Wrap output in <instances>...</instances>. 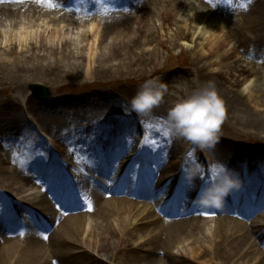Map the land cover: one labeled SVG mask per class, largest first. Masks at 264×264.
Wrapping results in <instances>:
<instances>
[{"label": "bare ground", "instance_id": "obj_1", "mask_svg": "<svg viewBox=\"0 0 264 264\" xmlns=\"http://www.w3.org/2000/svg\"><path fill=\"white\" fill-rule=\"evenodd\" d=\"M65 2L79 14L85 11L77 7V0H54L57 6L53 7L38 4L36 0H0V84L10 83L15 88L12 101L0 99V150L5 151L4 156L0 155V264H189L192 262L189 256L181 254L177 257L172 252V248L184 239L190 241L189 255L200 257L205 263L225 264V260H230L227 263L264 264V243L261 245L264 241V208H261L264 207V157L259 151L240 149L238 152L230 144L216 143L209 147L212 154H209L210 165L224 164L239 177L242 185L226 195L222 208L198 209L197 204L190 205L186 198L188 193L196 196L203 185L199 179L195 186H190L181 176V188L187 192H175L178 185L180 189L181 173L175 168L188 159L182 155L183 145L172 144L163 148L165 154L159 163L165 164L164 168L157 167L151 174L143 169L132 173L137 171L134 166H126L120 159L116 165V170L120 169L118 172L110 171L106 164L117 154L119 147H127L133 141L140 119L145 125L164 124L167 110L154 108L150 115H139L137 120L138 116H134L129 103L119 107L122 103H115L116 100L110 98L111 92L105 91L92 93L91 98H74L79 102V109L65 108L51 113H47L50 112L47 105L34 101L31 96L26 98L30 84L37 80L58 82L62 78L59 72L65 79L83 74L86 79L101 80L116 69L132 70L137 66L135 60L139 51L145 52L144 46L155 41L146 14L137 21L126 14H110V19L93 36L88 25L81 31L77 30L81 23L77 19L78 14L65 10ZM118 3H124L128 9L133 8L139 13L142 10L137 0H119ZM193 3L188 6L190 9L184 16V22L188 16L195 19H190V25L179 23L181 29L175 34L174 43L195 44L198 51L194 56L193 76L200 85L214 81L217 89L224 87L225 90L218 94L224 102L225 119L233 120L243 134L257 136L264 129V115L260 113L264 111V77L258 78L252 70L255 65L264 66L263 56L252 61L253 64L250 62L247 69L240 65V58L231 61L230 56L238 47L252 58L251 52L263 45L264 33L261 35V29H264V12L248 17V25L257 27L258 31L242 38L240 32L230 26L233 24L224 22L219 13L214 14L213 4L211 11L210 3L204 0H193ZM212 13L216 22H208L206 15ZM43 17H46L47 23ZM7 20L11 21L9 25ZM43 23L51 28L42 29ZM201 24L209 26L207 28L211 31L202 28L203 35L193 43L197 25ZM8 26L13 28L9 32L8 29L5 31ZM19 26L25 29L22 41L18 40ZM85 41L92 56L88 59V47L83 44ZM221 43H228L222 53L218 51ZM159 47L166 49V42L162 40ZM215 54H219L216 59L209 60ZM118 59L121 60L117 62ZM86 60H89L88 64ZM107 60H114L116 64H104ZM245 74H253L255 80L239 92L235 87L247 80ZM76 77L74 80H78ZM39 88L47 89L44 86ZM12 104L19 107L15 108ZM245 107L255 111H246ZM28 116L40 123L45 128L43 130L55 139L53 149L59 156L72 154L75 144L85 146L83 158L89 161L86 164L90 173L99 176L100 182H89L86 173L77 178L85 182L77 186L80 191L77 193L83 194L81 202L74 200V189H69L67 197L61 201L64 188L57 185L56 180L43 192L35 191V184L43 183L44 171L54 161L47 157L49 148L46 143L26 131L25 128H29ZM132 124L134 126L130 128ZM146 130L149 132L151 129ZM118 132L123 133L115 138ZM113 137L118 140L113 141ZM63 144L68 146L63 149ZM192 148L193 145L188 151ZM127 153L131 155L124 157L126 162L134 154L137 157L146 155L141 146H131ZM74 156L77 160L82 157L75 152ZM96 159L102 160L105 165H100ZM154 173L158 174L157 181ZM175 177L177 185L171 188L170 193L161 187L162 183L164 185L165 181ZM103 185H108L109 192L121 196H106ZM255 189L261 194L254 193L252 199L249 191ZM156 193H160L161 197L153 202ZM137 197H150V202ZM246 197L252 199V203L255 200L254 208L261 206L251 215L241 208L247 203ZM7 199L11 200L8 204ZM89 200L91 209L88 204L84 205V201ZM173 201L176 205L172 208ZM238 201L241 203L237 204ZM168 203L171 207L166 209ZM13 207L21 210V230ZM228 212L237 216L225 215ZM208 213L215 215L209 218ZM92 216L96 220L89 225L88 220ZM213 221L216 222L215 228L210 227ZM253 236L256 238L253 239ZM136 239L138 241L133 243Z\"/></svg>", "mask_w": 264, "mask_h": 264}, {"label": "rangeland", "instance_id": "obj_2", "mask_svg": "<svg viewBox=\"0 0 264 264\" xmlns=\"http://www.w3.org/2000/svg\"><path fill=\"white\" fill-rule=\"evenodd\" d=\"M87 1L89 0H78L77 7L78 8H83L85 11L81 14L77 15V18L79 19V23L77 26V30L81 31L83 28H85L87 25L89 29H91V32L93 36H95L96 32L101 30L103 28L104 23L110 19V12H112V7L110 3L111 0H100L99 2V8L100 10H87L86 5ZM138 6L142 9L141 12H137L135 9H128V6L124 5L123 8H119L117 10V13H122L126 14L127 17L133 19V20H139L143 14H146L148 16L149 20V25L152 28L151 31L153 32V36L155 41L153 44L144 46L145 52L139 51V55L135 61H137V66H135L132 70H126L124 68L116 69L114 70L113 73H111L108 77L105 76V79H96V78H90L86 79L83 77V74H74L75 77L65 79L61 72H59V76L61 82H53V83H48L44 82L42 80H37L36 82L30 84L29 86L32 85H39V86H44L47 89H38L37 93H34L31 90V87H27L28 93L27 97L31 96L34 101H40L43 105H47L49 107V111L47 113L51 112H61V110H65V108L69 109H79L80 105L78 104L79 102L76 99V97H92V93H98L100 91H105V92H111V97L113 100H116L115 103L120 105H126L129 103V100L132 96L136 94L140 86L149 79H154V78H159L160 81L164 82L167 84L168 91L164 95V98L159 106L157 108L163 110H168L170 104L172 101H174L178 95L183 94V90L185 88H195L199 86V82L193 76V72L195 70L194 68V56L196 55L197 49H195V44H186L185 43H179L175 44V34L180 31L181 28H179V23L183 24L187 22V25H190L191 21L190 19H195L194 16H188L186 18L187 21L184 22V16L186 15L187 11L190 9L188 7L190 4H194L193 0H139ZM210 2L211 11H213V7L211 4L214 5V14L219 13L220 16H222L224 22H229L231 27L235 28L237 31L240 32L242 38H247L248 36H252L256 31L257 27H252L249 26L248 23V17H252L251 15H254L255 13H262L264 12V0H251L249 3L248 0H208ZM115 3V2H114ZM113 3V4H114ZM242 4H246V7H241ZM191 6V5H190ZM106 9V12L104 11ZM116 9V8H115ZM110 10V11H109ZM146 12V13H145ZM251 12V14H250ZM196 15L198 12H195ZM77 14V13H74ZM250 14V15H249ZM198 16V15H197ZM210 16V17H209ZM208 19V22H216L214 18L216 19V16H213L211 14L206 15ZM261 17V16H260ZM44 19L46 17H43ZM7 24L9 25L11 21H6ZM44 22H48V20H44ZM178 22V26H177ZM46 23H43L42 29H50L51 26L49 27ZM210 24V23H209ZM133 26L135 24L133 23ZM196 33L194 34V39L193 43L197 40L198 36H202L203 32L201 31L202 28L206 29L207 32L211 31L209 30V26L207 25H197ZM18 28H21L20 32L18 35H20L18 40L22 41V36L25 33V29L23 26H19ZM8 32L12 30L10 26L8 28H5V31ZM212 29V27H210ZM75 29V31H77ZM3 31V30H2ZM14 31V30H13ZM14 33V32H12ZM264 29H261V35H263ZM22 35V36H21ZM12 36V35H11ZM46 36V35H45ZM98 36V35H97ZM97 38V37H96ZM241 38V39H242ZM163 40V42H166V49H161L160 42ZM90 41V40H89ZM88 47V50L86 52L87 54V59L92 57L91 52L89 51V45L86 44V41L83 43ZM91 44V43H90ZM244 45L246 47L248 44L245 42ZM20 46V44H19ZM228 46V43H221L220 47L218 49L219 52L222 51V49ZM243 48V47H242ZM244 49V48H243ZM143 50V49H141ZM218 52V53H219ZM262 52V53H259ZM222 53V52H221ZM251 54L253 55L252 58H249L245 55L243 51H241L238 47L234 50L233 53H231L230 59L231 61H237L238 58H240L242 61L240 65L246 67V69L249 66L250 62L257 61V58L263 56L264 59V43L263 45L255 50L254 52L252 51ZM219 54H215L212 57H209L210 59H216V57ZM121 59L116 60L119 62ZM252 62V64H253ZM86 64L89 63V60H86ZM116 64V62L113 60H107L106 63L104 64ZM102 64V63H101ZM253 65H251L252 67ZM249 67V68H251ZM219 70V69H218ZM253 73L256 72L257 77H264V66H253ZM57 74V72L55 71ZM76 75L78 76V80L76 79ZM81 75V76H80ZM247 77V80L244 81V83H240L239 86H236L235 89L239 92H241L242 89H244L247 85H249L253 80H255L253 74H245ZM80 76V77H79ZM217 76V75H216ZM220 77H218L219 79ZM222 80V78H221ZM107 81L109 83H107ZM220 81V79H219ZM223 81V80H222ZM228 86V82L225 83ZM226 88V86H225ZM224 87L222 89H217L218 92L224 91ZM15 88L11 86L10 83L8 84H0V99L2 101H12L13 98H15L14 94ZM44 91V92H42ZM226 92V91H225ZM126 98H129L126 100ZM74 100V104H73ZM15 103H18L15 101ZM15 108L19 107L17 104H12ZM17 105V106H15ZM130 108V105H129ZM244 108V107H243ZM242 108V109H243ZM246 108V107H245ZM131 109V108H130ZM255 111L254 108H246V111ZM21 111L22 108H21ZM133 111V110H132ZM261 114L264 115V111L260 112ZM138 116L137 120H139V115L134 112ZM28 126L29 128H25L28 133H34L39 140H42L46 143V146L50 150V157L51 155H55L54 153V145H55V139L51 136L48 135L46 131L43 130V126L40 123H37L35 120L31 118V116H28ZM34 118V117H33ZM137 126L135 129L137 130L135 132V138L133 141L130 143V147H138L141 146L143 147L144 151H146L145 155V161L146 163H150L151 168L153 167V163L156 160H159L165 153H163V148L166 149L167 146L172 145V144H179L183 145V156L187 157V152L188 148H191L192 145L189 144L188 142L182 140V139H177L173 136L169 137H164L162 134H159L158 130L153 128L151 129L148 133L150 134V139H153L156 141L155 145H146L141 143V141L144 138V134L147 132L146 128L144 127V123L141 121L137 122ZM156 124V123H155ZM159 124L163 125V123L159 122ZM134 124L132 126L130 125V128H133ZM45 129V128H44ZM40 133V134H39ZM123 132H118L115 133L114 136L115 138H119L120 134ZM261 134L255 135H245L243 132L239 131L237 129V125L233 123V120L225 119L220 127V130L218 132V142L217 144H227L230 146H234L237 150L243 149V150H254V151H259L260 155L264 157V129ZM47 137V138H45ZM113 137V139H115ZM118 140V139H117ZM142 145H141V144ZM166 145V146H165ZM216 145V143L214 144ZM68 145H62V148L65 149ZM164 146V147H163ZM129 147V146H128ZM155 147L156 152H152L151 148ZM213 146H210L212 148ZM69 148V147H68ZM67 148V150H68ZM73 151L75 153H79L81 155L85 154V146L83 145L82 147L79 144H75L72 146ZM79 148V150H77ZM66 150V151H67ZM195 159L204 166L205 168V175L202 177L204 178L208 175L209 173V168H210V158L209 154L210 149L209 147L200 149L197 146H193L192 150ZM73 152V154H74ZM239 152V151H238ZM4 150H0V155L4 156L5 154ZM202 153V154H201ZM203 155V156H202ZM49 158V154L47 155ZM138 159V158H136ZM180 161V160H178ZM71 163L73 166H78V168L71 169V174H77L79 173V168L84 169L82 167L83 162L74 163L73 161H68ZM163 165V164H162ZM165 165V164H164ZM164 165L162 169L164 168ZM180 166H182L180 164ZM8 167H11L8 165ZM179 166H176V169H178ZM264 168V165H263ZM175 181L172 180L170 181V184H174ZM35 190H40V187L37 186ZM108 195H112L114 197L118 196V194H111L108 193ZM17 211H19V208H17ZM222 215V214H220ZM229 215L230 217H234L236 215L232 214H226ZM90 219L88 220L89 225L93 222V216L89 217ZM235 218V217H234ZM88 226V224H87ZM210 227L215 228L216 227V222H210ZM256 236H253V239H255ZM138 239L133 240V243H136ZM201 241V239H200ZM182 242V243H181ZM179 244L175 245L172 248V252L174 255L177 257H180L181 254H183L186 257H190L192 262L189 264H210L209 262H203L200 257H191L190 251H188V245L190 241L188 239L182 240ZM263 245L264 241H261ZM258 245V244H257ZM161 252V250H159ZM193 256V255H192ZM230 260H225V264H230L227 263ZM241 264V263H237Z\"/></svg>", "mask_w": 264, "mask_h": 264}, {"label": "clouds", "instance_id": "obj_3", "mask_svg": "<svg viewBox=\"0 0 264 264\" xmlns=\"http://www.w3.org/2000/svg\"><path fill=\"white\" fill-rule=\"evenodd\" d=\"M167 84L159 78L146 80L129 100L130 108L138 115H150L167 93ZM225 120L224 102L214 81L195 88H185L182 95L171 102L164 123L171 136L204 149L218 142V132ZM216 171L208 173V180L197 191L193 202L203 208L220 209L226 195L240 186V179L221 163H214ZM185 181L195 186L205 175V168L196 159L188 158L182 165Z\"/></svg>", "mask_w": 264, "mask_h": 264}, {"label": "snow or ice", "instance_id": "obj_4", "mask_svg": "<svg viewBox=\"0 0 264 264\" xmlns=\"http://www.w3.org/2000/svg\"><path fill=\"white\" fill-rule=\"evenodd\" d=\"M98 2H100V0H98ZM248 2L250 3L251 0H248ZM36 3H38V4H42V5H44V6H48V7L57 6V5L54 3V0H36ZM246 6H247L246 4H242V5H241V7H246ZM104 11L106 12V9H105ZM145 127H146L147 129H153V128L157 129L158 132H159V134H162L164 137H169V136H170L169 130H168V128L166 127L165 123H164L163 125H161V124H159V123H156V124L148 123V124L145 125ZM141 143L146 144V145H155V144H156V141L153 140V139H150V134H149L148 132H146V133L144 134V138H143V140L141 141ZM70 151H71V149H70ZM151 151H152V152H156L155 147H152V148H151ZM14 155H15V153H14ZM186 155H187L188 158H193V159H195V156H194V154H193L192 151H188ZM20 162L23 163L22 160H21ZM79 162L89 163V161L85 160L83 157H81V158L79 159L78 163H79ZM215 171H216V165L212 164V165L210 166V168H209V172L214 173ZM185 183H186V185H189L187 181H185ZM88 205H89V209H91V202H90V200L88 201ZM20 235L23 236L24 233L21 232ZM44 238H47V237L45 236Z\"/></svg>", "mask_w": 264, "mask_h": 264}, {"label": "water", "instance_id": "obj_5", "mask_svg": "<svg viewBox=\"0 0 264 264\" xmlns=\"http://www.w3.org/2000/svg\"><path fill=\"white\" fill-rule=\"evenodd\" d=\"M31 87H32L31 89L33 90L34 93H37L38 89H40L39 88L40 86H38V85L31 86ZM42 92H44V91H42Z\"/></svg>", "mask_w": 264, "mask_h": 264}]
</instances>
